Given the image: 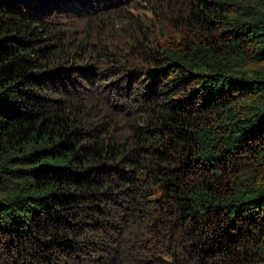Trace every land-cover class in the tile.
<instances>
[{"label": "trees", "instance_id": "obj_1", "mask_svg": "<svg viewBox=\"0 0 264 264\" xmlns=\"http://www.w3.org/2000/svg\"><path fill=\"white\" fill-rule=\"evenodd\" d=\"M0 264H264V0H0Z\"/></svg>", "mask_w": 264, "mask_h": 264}]
</instances>
